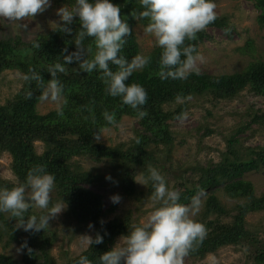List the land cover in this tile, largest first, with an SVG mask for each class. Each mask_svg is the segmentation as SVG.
Listing matches in <instances>:
<instances>
[{
  "label": "trees",
  "instance_id": "obj_1",
  "mask_svg": "<svg viewBox=\"0 0 264 264\" xmlns=\"http://www.w3.org/2000/svg\"><path fill=\"white\" fill-rule=\"evenodd\" d=\"M244 1L253 3L261 11L258 22L264 28V0ZM57 3L71 10L75 0H59ZM112 3L120 6L121 18L127 20L131 29L120 53L130 61L140 54L134 32L136 19L132 15L144 9L139 0H112ZM140 22L146 26L148 20L145 18ZM208 26L224 29L228 35L232 31L224 17L216 18ZM70 27L73 30L71 34L63 33L59 25L48 33L36 35L29 42L23 41L20 36L0 37V77L6 71H19L23 75L22 86L12 98L4 104L0 100V156L3 153L11 156V169L16 176V183L0 181V188L11 189L24 183L29 169L38 164L44 165L46 171L55 177V187L50 194L67 206L71 220L84 228L92 224L93 239L98 233L103 237L101 244L89 245L67 264H75L82 255L87 256L93 264H98L101 254L141 224L133 220L130 212L106 220L117 205L113 204L109 210H105L104 197L89 188L101 177L84 171L76 158L106 160L118 174L123 193L141 202L142 197L136 190V170L141 169L146 176L151 166L171 173L166 166L175 142L170 122L181 119L189 100L210 97L216 101H231L245 90L264 98V60L254 59L240 73L214 76L192 71L182 80H162L159 76L161 49L155 46L146 55L151 58L150 62L135 70L127 81L129 84H140L147 92V101L142 106L147 115L137 118L136 111L123 105L119 97L106 94V86L97 71L84 72L76 62L64 63L63 56L77 50L75 43L79 38V21L74 20ZM0 32H3L1 27ZM206 38L208 36L203 30L195 40H186L185 44L194 45L198 51L200 43ZM82 47L90 49L86 52V58L91 59L96 52L93 38L85 37ZM244 50L251 52L253 47L249 43ZM57 63L64 67V71H56L52 76L50 70H54ZM109 67L116 71L115 65L109 64ZM25 75L29 79L26 80ZM53 79L62 86L58 94L63 97V103L59 109L41 114L38 105L49 87V81ZM178 96L181 98L179 101L183 102L175 109L168 108L178 102ZM105 111L114 114L115 123L109 124L104 120L102 113ZM124 116L138 122L139 127L132 140L107 146L94 139V134L99 132L102 135L104 130L119 124ZM252 122L264 125V111L256 115ZM245 129L247 127L240 129L239 133ZM211 134L210 130H206L202 137ZM38 142L44 145L42 154L36 151L35 144ZM239 144V139L233 135L220 162L199 167L195 169V178L185 177L179 182L180 203L188 204L191 197L201 190L206 198L202 215L197 219L205 226V238L185 260H201L222 248L232 247L243 254L245 264H264V232L250 230L247 222L249 214L264 212V192L257 196L254 184L245 178L247 173L264 169V147L250 148L248 155H243L237 148ZM161 148L167 153L164 162H161L162 157H158ZM148 190L152 194L151 182ZM218 192L235 201L231 209L221 202ZM43 214L36 213L31 207L25 216L39 217ZM225 218H230V221H225ZM16 223L10 213H0V240H5L6 246L18 244L23 250L20 261L0 253V264H55L51 256V249L57 242L55 231L48 227L44 231L25 232L17 228ZM25 244L26 247H22Z\"/></svg>",
  "mask_w": 264,
  "mask_h": 264
},
{
  "label": "rangeland",
  "instance_id": "obj_2",
  "mask_svg": "<svg viewBox=\"0 0 264 264\" xmlns=\"http://www.w3.org/2000/svg\"><path fill=\"white\" fill-rule=\"evenodd\" d=\"M58 1L51 0V6L45 12L36 15L33 19L28 18L21 21L27 27L18 23H9L0 17V27L3 28L0 37L20 36L23 41L29 42L38 34L48 33L62 23L56 15V10L66 5L59 4ZM214 2L216 4V17H224L232 31L228 35L224 29L206 27L204 31L208 38L200 43L198 48L202 59L196 62L193 71L205 72L214 76L229 75L244 71L254 59L264 60V28L258 22L261 11L253 3L244 0H216ZM144 27V23L136 20L134 32L140 54L146 56L156 45L154 38L144 32ZM249 43L253 50L245 52L244 48ZM22 80L23 75L19 71H6L2 74L0 77V100L2 104L12 98L21 88ZM182 102V100L178 101L168 108L175 109ZM62 103L63 97L55 90L47 87L38 105V111L41 114H46L59 109ZM263 111L264 98L254 96L248 90L243 91L231 101H216L210 97L190 99L185 113L186 118L170 122L171 131L175 134V142L170 153V161L166 163V166L171 173L156 169L165 177L167 185L172 190L179 192L181 190L179 182L183 181L185 177L195 178L197 176L195 169L207 167L223 159V155L228 150V141L233 135L239 139L240 144L237 148L243 155H248L250 148L264 147V125H257L252 122L253 118ZM138 127L136 119L124 116L119 124L104 130L99 141L107 146L129 142L135 137V131ZM244 127H247L246 131L239 133V130ZM206 130H210L212 134L203 138L202 135ZM35 146L37 153L42 154L44 145L38 142ZM159 153L158 157H162L161 162L166 161V151L161 148ZM76 159L84 171L101 177L100 180L94 181L89 188L104 197L105 210H109L113 205L110 197L117 194L121 197L119 203H116L117 209L108 214L107 221L130 212L133 220L142 224L146 222L148 215L160 206V202L151 199L148 190L150 182L145 185L138 183L142 182V178L138 176L140 172H143L141 169L136 170V190L138 195L142 197V201L139 202L123 193L118 174L106 160L95 161L90 157H78ZM11 162L12 158L8 153H3L0 156V181L16 183ZM106 177H111V179H106ZM245 178L254 184L257 196L264 192V169L247 173ZM28 194L27 190L26 196ZM218 196L228 209H231L235 204L234 200L225 197L221 192H218ZM200 199L199 211L192 217L195 221L200 219L204 210L206 198L201 195ZM56 203H60L64 209L49 221V227L57 235V242L51 249V256L53 263L67 264L88 249L89 245L81 239V236L92 237L93 230L88 226L85 228L83 225L78 226L69 217L67 206L50 194L49 207ZM33 208L36 213L43 212L46 214L47 212V209ZM225 221H230V218H225ZM247 222L250 230L264 232V212L249 214ZM4 241L0 240V253L11 255L20 261L23 256L22 248L18 244L6 246ZM243 257L241 252L233 250L232 247H226L201 260L187 259L184 264H245Z\"/></svg>",
  "mask_w": 264,
  "mask_h": 264
},
{
  "label": "clouds",
  "instance_id": "obj_3",
  "mask_svg": "<svg viewBox=\"0 0 264 264\" xmlns=\"http://www.w3.org/2000/svg\"><path fill=\"white\" fill-rule=\"evenodd\" d=\"M139 3L144 10L132 16L137 21L148 20L144 32L150 34L156 47L161 49L160 78H187L202 57L194 45H186L185 41L195 40L199 32L216 20L214 0H139ZM50 6L51 0H0V17L27 27L21 21L33 19ZM56 15L62 22L63 33H72L70 26L74 20H78L80 25L79 38L75 43L77 50L63 56L64 63L76 62L84 72L97 71L108 96L119 97L123 105L136 111L137 118L146 116L142 106L147 101V92L140 84L127 81L151 58L137 54L129 61L120 54L131 34L127 20L121 18L120 6L112 0H75L71 10L64 6L56 10ZM85 37L94 40L96 52L91 59L86 58L90 49L82 47ZM109 64L115 65L116 71L111 70ZM56 71L63 72L64 67L57 63L54 70H50L51 75L55 76ZM24 78L29 79L27 75ZM48 86L56 92L62 87L55 79L50 80ZM180 99L178 96L177 101ZM102 115L109 124L115 123L114 114L105 111ZM180 118H186V114ZM93 137L98 142L102 135L98 132ZM138 176L142 178L138 183L145 185L151 182V199L160 202V206L148 215L146 222L134 227L110 250L101 254L98 264H184L185 257L197 249L206 235L205 226L192 219L201 206L203 190L191 197L188 204H182L179 193L167 185L165 177L156 168L149 166L146 176L143 172ZM54 187L55 177L46 171L44 165L38 164L28 170L24 183L11 189L0 188V213H10L17 221V228L25 232L44 231L49 227V221L64 209L60 203L49 207ZM26 189L29 192L27 196ZM120 199L118 194L110 197L113 204L119 203ZM31 207L47 209V212L39 217L25 216ZM81 239L88 245L103 242L99 233L94 239L88 235L81 236ZM75 264L93 262L82 255Z\"/></svg>",
  "mask_w": 264,
  "mask_h": 264
}]
</instances>
